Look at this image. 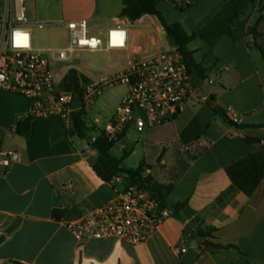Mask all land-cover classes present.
Here are the masks:
<instances>
[{
    "label": "crops",
    "instance_id": "crops-1",
    "mask_svg": "<svg viewBox=\"0 0 264 264\" xmlns=\"http://www.w3.org/2000/svg\"><path fill=\"white\" fill-rule=\"evenodd\" d=\"M41 1L32 0L30 26L86 19L90 32L97 36L124 26L128 48L102 50L126 59L117 72L130 60L155 57L174 48L155 16L134 22L122 18L124 0H48L55 13H47ZM13 2L0 0V13L11 14ZM262 3L264 0H157L158 10L170 23H179L189 35H196L188 49L206 70L207 79L174 121L142 132L130 126L111 150L113 157L124 159L123 164L139 153L140 164L151 167L146 170L147 178L173 187L169 204L186 203L182 219H165L139 246L114 238L80 245L66 226L121 192V184L103 182L94 171L98 154L91 144L111 123L128 88L121 86L124 91L103 128L98 126L100 118L91 124L86 121L91 132L97 133L88 137L92 138L88 145L84 139L70 136L59 118L33 119L30 137L19 135L16 124L28 114L31 102L0 90V159L10 151L20 154V161L9 167L0 163V264H238L237 251L212 250L185 235L186 225L196 218L215 228L221 243L236 245L251 264H264V128L238 127L264 125V58L250 32ZM70 70L55 73L59 87ZM211 96L231 121L230 111H234L238 122L217 114ZM198 139L206 146L193 154L181 152ZM249 157L253 159L248 168L236 170L235 177L241 174L246 189L259 182L252 191L238 190L231 168ZM123 164L122 168L133 169ZM235 189L231 198L219 201ZM55 211H63V218L56 219ZM182 247L187 248L185 254L177 251Z\"/></svg>",
    "mask_w": 264,
    "mask_h": 264
},
{
    "label": "built area",
    "instance_id": "built-area-1",
    "mask_svg": "<svg viewBox=\"0 0 264 264\" xmlns=\"http://www.w3.org/2000/svg\"><path fill=\"white\" fill-rule=\"evenodd\" d=\"M13 1L11 14L0 13V90L23 96L31 102L26 117L59 118L69 131L76 111L87 112L108 87L125 86L128 93L105 130L110 140H117L130 126L142 132L146 127L174 121L197 88L183 56L172 48L155 57L130 60L123 70L109 79L82 81L83 104L80 110H75L76 93L60 89L52 59L67 61L82 51L124 50L129 45L128 30L117 25L105 36H97L91 34L86 19L70 20L63 23L68 31V47L42 51L34 47L26 0ZM46 25L39 23L37 27L44 29ZM210 83L214 81L210 80ZM230 115L238 122L234 111H230ZM205 146L206 142L198 139L182 147L181 152L193 154ZM19 161L17 151H10L5 159H0L5 167ZM125 177L119 174L112 183L122 185ZM170 216L169 208H164L149 189L130 186L85 217L66 222V226L80 245L91 240L114 238L139 246ZM177 251L185 254L187 248Z\"/></svg>",
    "mask_w": 264,
    "mask_h": 264
},
{
    "label": "trees",
    "instance_id": "trees-1",
    "mask_svg": "<svg viewBox=\"0 0 264 264\" xmlns=\"http://www.w3.org/2000/svg\"><path fill=\"white\" fill-rule=\"evenodd\" d=\"M260 16L256 23V26L250 31L254 37V42L257 48L261 51L262 56L264 58V33L262 29H264V3L261 4L260 7ZM149 15L155 16L161 26L163 27L164 31L166 32V37L170 44L177 49V51L183 56L184 62L187 65L190 74L192 75L194 84L196 87H202L207 79L206 70L202 67L201 64H198L194 58V53L188 49V45L192 42V40L196 37V35H189L181 24L179 23H170L164 15L158 10L157 8V0H124L123 1V10L121 13L122 18H126L132 22L141 19L142 17ZM89 83L91 80L86 78L84 75L80 74L76 70L72 69L63 79L60 89L62 91H69L74 93H81V83ZM216 98L214 96L210 97V104L214 108L215 112L219 115L224 116L228 121H231L228 117L225 110L215 104ZM86 111L80 110L76 111L73 115V127L71 130L68 131L70 136H77L80 139H87L90 142L92 138H88V132L91 131L87 125L85 120ZM31 117H24L20 119L16 124V132L24 136L26 138L30 137L31 132ZM234 123L233 121H231ZM239 128H264V125H256V126H244L238 125ZM127 130V129H126ZM125 130V132H126ZM125 132L120 135L117 140H110L107 136L105 131H101L99 136L92 142L91 146L97 151L98 158L97 162L94 164L93 169L98 175V177L106 183H112V180L115 176L122 174L125 175L124 183V190L130 186H143L149 189L154 196L159 199L164 208H169L171 212V216H175L177 218L182 219L181 212L186 206V203H178L175 205L169 204V196L172 192V186H165L156 182H152L145 177V173L147 169H151L149 165L145 162H142L137 169H126L122 168L123 160L124 159H117L112 156L111 150L116 145L117 141L122 138ZM247 141H251V139L246 138ZM257 142H261V139H253ZM3 149L2 141L0 140V154ZM127 156V155H126ZM125 156V157H126ZM253 157H249L245 160L238 162L237 164L233 165L231 168L234 184L240 189H246L245 183H243L241 174L238 175V179L235 177V171L238 169L248 168L247 165L249 161H251ZM258 180L254 182V187L252 189L246 190H254V188L258 184ZM249 184V183H248ZM237 190L230 191L224 197H221L219 201L222 203L226 201L228 198H231ZM63 211H55L54 217L56 219H62L64 216ZM216 229L213 227L206 226L205 221L196 218L192 222L186 225L184 233L186 236L197 240L201 246L210 248L212 250H235L240 255V260L238 264H251L247 255L241 253L237 246L231 243H221L219 239L215 236Z\"/></svg>",
    "mask_w": 264,
    "mask_h": 264
},
{
    "label": "rangeland",
    "instance_id": "rangeland-1",
    "mask_svg": "<svg viewBox=\"0 0 264 264\" xmlns=\"http://www.w3.org/2000/svg\"><path fill=\"white\" fill-rule=\"evenodd\" d=\"M47 6V13H55L57 10L52 9V1L44 0ZM41 1L40 5L43 6ZM32 4V0H28L26 3L27 14L29 13V8ZM53 5H55L53 3ZM32 9V7H31ZM44 8H40L43 11ZM29 18V14H28ZM33 35V43L35 48H42L44 50H54V49H65L68 47V34L64 24L49 23L44 29H39L37 25H31ZM93 35V33H91ZM51 56L52 53H49ZM126 64V59H122L117 53H110L106 51L97 52H79L67 61H56L52 59V68L54 73L60 74L64 70H76L80 74L84 75L90 80H100L109 79L112 74L120 70L122 66ZM123 88L121 86L108 87V89L95 101V104L87 111L85 120L88 124L94 122L97 118H100L98 126L103 128L106 125V118L111 115L115 108V101L117 97L123 93ZM110 97L113 100H110ZM97 133L88 132L89 136H95ZM86 145L89 144V140H82ZM142 160L139 153L133 155L124 162V166L128 168H137ZM159 167H152V169H158ZM156 175L154 170L153 176ZM121 191L124 190V186L119 185Z\"/></svg>",
    "mask_w": 264,
    "mask_h": 264
},
{
    "label": "water",
    "instance_id": "water-1",
    "mask_svg": "<svg viewBox=\"0 0 264 264\" xmlns=\"http://www.w3.org/2000/svg\"><path fill=\"white\" fill-rule=\"evenodd\" d=\"M262 32L264 33V29H262ZM263 46H264V41H263ZM205 92L204 95L208 96V89L206 87H204ZM82 100H81V94L80 93H76L75 97H74V101H73V108L75 110H80L82 108ZM151 178H148V180H150Z\"/></svg>",
    "mask_w": 264,
    "mask_h": 264
}]
</instances>
